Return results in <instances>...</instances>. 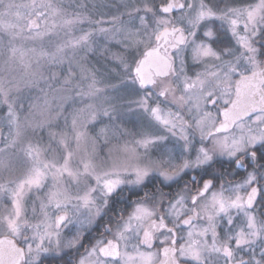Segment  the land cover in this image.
<instances>
[{
	"label": "snow or ice",
	"instance_id": "6c2138e0",
	"mask_svg": "<svg viewBox=\"0 0 264 264\" xmlns=\"http://www.w3.org/2000/svg\"><path fill=\"white\" fill-rule=\"evenodd\" d=\"M124 8L105 20L85 0H0V56L22 69L0 77V264H264V0ZM59 32L52 51L25 46ZM117 33L113 84L87 57ZM129 113L138 138L102 157Z\"/></svg>",
	"mask_w": 264,
	"mask_h": 264
},
{
	"label": "rangeland",
	"instance_id": "374dc122",
	"mask_svg": "<svg viewBox=\"0 0 264 264\" xmlns=\"http://www.w3.org/2000/svg\"><path fill=\"white\" fill-rule=\"evenodd\" d=\"M94 1V0H92ZM118 1V12H115L113 15L111 16H115V15H119L122 12H125V8L124 5L125 4H130L132 2V0H117ZM8 0H5V3H7ZM14 3L16 4H25L28 3L29 0H13ZM85 2L88 4L91 2V0H85ZM89 5V4H88ZM117 6V5H115ZM21 11H25L24 9H21ZM95 11V9H94ZM120 12V13H119ZM103 16V15H101ZM111 16H109V18H104L105 20L110 19ZM128 19V18H127ZM127 19H125V21H127ZM105 27H111L112 25L110 24H105ZM117 27H119V25H117ZM79 34V33H76ZM64 39H67V37L64 35L63 32H59L58 35H49L44 37L42 40L38 39L35 41H28L26 42V47L27 48H36L37 51H39L41 49V47H43L45 50L47 51H52L54 50V47L56 44H59L61 42H63ZM97 43L94 44V51L88 54L87 57V62H88V66L90 68H92L93 70H95L98 74V78L101 79H105L108 80L109 76H107L106 74V62L102 61L103 60V56H102V52L106 46V44L111 43V42H117L123 39V35L122 33H117L115 38L112 40H108L111 42H108L102 38L97 37ZM108 42V43H107ZM4 57L0 56V77H3L5 79H12L13 77L18 78L21 74H22V69H20L18 66H9L6 65L4 63ZM110 60L112 61H116V58H110ZM109 60V61H110ZM43 63V61H42ZM54 71H57L58 73L60 72V68L57 66L53 69ZM47 74V72H46ZM119 83V78L118 80L113 83V84H118ZM41 87H43V85H41ZM59 88V85H54L53 90L49 91V99H53V97L55 95H57V91L56 89ZM29 95H31L33 97V99L35 100L37 97H41L42 98V93L39 91V89H33L30 93H28ZM38 102H42L38 101ZM55 106V104L53 105ZM75 107H83V104H77L75 105ZM72 109L69 108L68 112L64 113L65 116L69 117V124L71 121V113ZM39 118V115L37 114V119ZM84 116H81V119H83ZM110 122L105 119L102 122H98L96 123L94 126H90L89 127V132L91 135L95 136L98 132L99 129L101 127H105L106 125H109ZM115 125L117 127L113 128V127H108L107 129V143L105 142L104 137H101L98 141H97V146H98V150L100 151V155L102 157L106 156L107 153L109 152V149L112 150V156L113 157H118L123 159L125 157V153L121 151L123 145L127 142V143H131L133 141V139L138 138V133L141 130V122L138 116L133 115L131 113H129L127 116H124L118 120L115 121ZM64 128V119L63 117H61L59 120L54 122V131H61ZM171 143H174L175 140L174 138H170ZM45 143H47V137L45 136ZM171 143H169L168 147H171ZM55 147V145H53ZM142 151V150H141ZM74 231V229H69L66 230L65 235H70L71 232Z\"/></svg>",
	"mask_w": 264,
	"mask_h": 264
},
{
	"label": "trees",
	"instance_id": "16d2710c",
	"mask_svg": "<svg viewBox=\"0 0 264 264\" xmlns=\"http://www.w3.org/2000/svg\"><path fill=\"white\" fill-rule=\"evenodd\" d=\"M88 4L90 9H95V11L93 12L94 19H101V18L106 19L109 18V16L113 15L115 12L119 11L118 9L119 5L117 0H94V1L91 0V2ZM119 15H121V13ZM127 18H128L127 15L121 16L122 20H125ZM124 51H125L124 47L121 43L111 42L106 44L102 52V56H103L102 61L106 62V66H107L106 74L107 76H109L108 80H110L111 83H115L118 80L119 70L117 68L118 60L112 61L110 60V58H115L117 56L123 55Z\"/></svg>",
	"mask_w": 264,
	"mask_h": 264
},
{
	"label": "flooded vegetation",
	"instance_id": "af4514ba",
	"mask_svg": "<svg viewBox=\"0 0 264 264\" xmlns=\"http://www.w3.org/2000/svg\"><path fill=\"white\" fill-rule=\"evenodd\" d=\"M242 175L243 174H241V176H237L236 179L240 180L242 178ZM165 191H168V189H165ZM125 195H127V193H125ZM69 229H72V228H69ZM101 231H102V228L98 225L96 229H94L93 231L89 233L85 241V244H88L89 242L94 241V239L100 235ZM80 251L83 252V249H81ZM69 258H70L69 256H65L64 260H60L57 258L49 257L46 261V264H64V261L68 260Z\"/></svg>",
	"mask_w": 264,
	"mask_h": 264
}]
</instances>
